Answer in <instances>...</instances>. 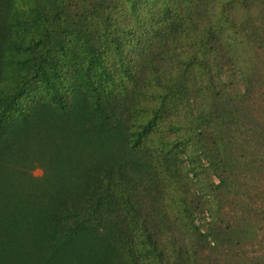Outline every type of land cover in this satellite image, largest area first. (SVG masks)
I'll use <instances>...</instances> for the list:
<instances>
[{
  "label": "trees",
  "instance_id": "trees-1",
  "mask_svg": "<svg viewBox=\"0 0 264 264\" xmlns=\"http://www.w3.org/2000/svg\"><path fill=\"white\" fill-rule=\"evenodd\" d=\"M18 1L0 0V178L42 123L97 158L67 191L58 176L0 191V263L50 249L87 264L75 254L104 225L103 206L118 203L133 253L138 229L151 240L162 228L175 247L166 264H264V0H85L75 30L68 0H29L38 9L27 18ZM142 168L162 176L152 201L120 185ZM208 171L219 184L197 225L186 187ZM147 207L160 216L150 226ZM152 244L148 262L162 264Z\"/></svg>",
  "mask_w": 264,
  "mask_h": 264
},
{
  "label": "rangeland",
  "instance_id": "rangeland-1",
  "mask_svg": "<svg viewBox=\"0 0 264 264\" xmlns=\"http://www.w3.org/2000/svg\"><path fill=\"white\" fill-rule=\"evenodd\" d=\"M18 2L20 3L16 6V8L19 9L20 7H23L24 16L26 18L31 14V10L34 13L38 9L37 6L35 8H31L29 0H24V3L23 0H19ZM81 2L84 8H82V5H80L81 9L78 8V0H76V2L75 0H68L66 3L67 7L63 6L62 9H66L65 12H62L65 16H69L66 21L68 23L67 26L69 27V25H71L70 27L73 28V30L76 29V26L80 29L82 22L79 21V15L82 16L83 12L87 10L85 8V0H81ZM62 12L61 14H63ZM53 14H55V12ZM112 105L114 106L117 116L122 117L120 115V113L124 112L122 110V102H118V100H116V102ZM77 123L80 126V129L86 125L85 120H81L80 122L78 121ZM32 128L33 131L31 133V137L32 141L34 140L32 142L33 146L27 153H24V151L17 153V156L13 159V163L11 165V173L0 178V191L4 192V189H6L9 185L15 187L18 184H25L27 181L29 184L37 185L38 187L43 186V184H57L58 177L59 182L62 180V184H66L65 191L69 190V188L80 181H76V175L77 173L79 176L81 175L80 171L82 170V166L89 167L91 162L96 160L97 155H93V153L88 150L83 139L81 140L80 137L75 134L73 135L71 133H67L66 131L59 130L54 125L49 126L47 123H42L40 127L32 126ZM129 160H134V158H129ZM181 160L185 163V169L188 168L186 158L182 157ZM202 164H204L205 167L207 166L204 161ZM24 166L26 172L28 173V177L27 175L24 176ZM204 166L203 168H205ZM17 171L20 172L17 173ZM135 175L136 178L133 182H127L124 180L125 182L120 185L134 188L136 190V192L134 191L135 197L137 194H140L137 198L141 197L145 201H152L155 197L152 192V189L154 188L153 184L160 183L162 176L158 177V174L155 173L154 170L151 171V169L147 168H142L139 171V175ZM189 179L190 182L187 183L186 187L188 189L187 191L190 193V198L198 200L199 203V211H197L195 224L198 225L207 223L209 222V218L207 217L205 207L203 206L207 205V202L210 207L213 206L212 199L214 197V193L212 189L215 185L219 184V179L213 175L212 171H208L205 177L204 175L199 174L198 177L195 178L192 174H189ZM10 188H7V190L9 191ZM204 190H206L205 193ZM201 194H206V196H208H202ZM198 197H201L200 202ZM80 199L81 201L80 204L77 205V208H82L84 206L83 203L89 198L87 196H80L79 200ZM118 205V203L117 205L106 203V205L103 206L102 214L106 221L103 220L102 222H104V225H101V229H99L96 234L91 235L93 237L90 236V238H88V242L91 243L92 247L89 243L82 244L75 255L80 258H84V262H88L87 264H99V260L103 256H105V260L108 264L110 261L109 258L115 255L117 258L122 260L120 264H131L125 257H128L129 255L133 256L135 254L136 258H141L140 263L153 264L152 262H148V258H152L154 256V254L150 252L152 251L150 247L154 246L152 243L157 238L158 248L164 253L163 258H161V260L164 261L162 264H166L167 259H169L170 255L175 251L173 244H169L168 242V240L170 241V238L167 236L166 231L161 228L158 236L152 237L150 240L148 236L144 233L142 234L138 229V233L133 241L134 245H132L134 253L131 252V247L129 245L126 246L129 236H126L123 232L124 225L122 219L125 218V215L122 214V207H119ZM74 210L76 212L79 211L76 208ZM147 214L149 215L147 216ZM142 215L143 216L140 215V218L145 220L149 226L152 224L153 220L160 217L156 212L151 213V209H149V207H147V211L142 213ZM130 219H134V217ZM201 230H204L203 225H201ZM22 253L24 256V249L22 250ZM25 254V256H28L29 264H71L62 261L61 258L65 255L57 257H55V255L53 256V251L50 249H47V251L42 254L35 255L29 251H26ZM0 264H14V260H11V263L9 261Z\"/></svg>",
  "mask_w": 264,
  "mask_h": 264
}]
</instances>
